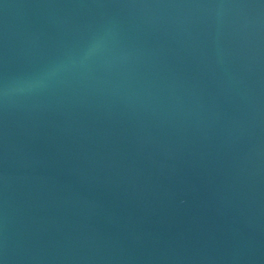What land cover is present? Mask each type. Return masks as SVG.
I'll use <instances>...</instances> for the list:
<instances>
[{"label": "water", "instance_id": "95a60500", "mask_svg": "<svg viewBox=\"0 0 264 264\" xmlns=\"http://www.w3.org/2000/svg\"><path fill=\"white\" fill-rule=\"evenodd\" d=\"M0 264H264V0H0Z\"/></svg>", "mask_w": 264, "mask_h": 264}]
</instances>
